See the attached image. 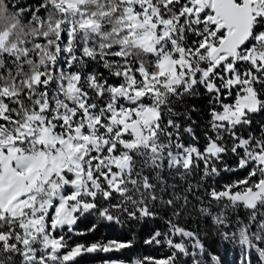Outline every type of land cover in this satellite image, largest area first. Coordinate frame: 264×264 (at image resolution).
<instances>
[{
    "label": "snow or ice",
    "instance_id": "obj_1",
    "mask_svg": "<svg viewBox=\"0 0 264 264\" xmlns=\"http://www.w3.org/2000/svg\"><path fill=\"white\" fill-rule=\"evenodd\" d=\"M202 95L203 147L198 109L179 107ZM240 209L222 236L264 264V0H0V264H80L134 247L73 241L88 215L163 223L143 242L168 255L133 264H221L185 225L194 210L229 228Z\"/></svg>",
    "mask_w": 264,
    "mask_h": 264
},
{
    "label": "trees",
    "instance_id": "obj_2",
    "mask_svg": "<svg viewBox=\"0 0 264 264\" xmlns=\"http://www.w3.org/2000/svg\"><path fill=\"white\" fill-rule=\"evenodd\" d=\"M10 3H14L17 6L33 4L34 0H9ZM104 71V69H99ZM201 92L203 90L201 89ZM193 104L198 109L196 112L191 113L192 120L195 121L192 124L194 131L199 137V145L203 147L205 143L204 133L206 131L205 125L208 121V112L210 104L208 103L205 96H200L196 100H189L184 105H179L181 111H184L186 108H190ZM178 119L183 120V117ZM190 123L189 121H184V126ZM257 125L260 123L258 118L256 121ZM185 144L192 143L191 137L187 134H184L182 137ZM227 163L232 167L236 168L235 159L229 157ZM242 170H237L235 172L222 173V177H215L211 180L201 181L203 187L200 189L203 192L204 187L209 185L220 188L224 183H227L229 180H234L237 177L243 176ZM164 176L168 179L169 184L175 183L179 188L184 186V182L179 180V178L173 177L168 171L164 172ZM199 177H195L192 180V183L195 184V181ZM167 198V194H165ZM192 205L199 207L196 200L191 201ZM204 203L207 204V197L204 198ZM217 211L216 206L213 205V213ZM233 218V223L229 228L218 227L213 224L209 219L203 217L198 218L193 210V215L191 216V222L186 223L185 226L190 227L191 230L198 231L200 234L201 240L205 243V247L209 256L215 255L220 258L221 264H256L260 262L259 253L254 249H247L244 246H241L238 241L225 240L222 236V232L235 230V217L240 216L241 219L244 218V210L240 209L237 212L231 214ZM93 224H96L95 232H88L89 227ZM153 228H163V223H151L145 228L142 224H137L134 221L123 220L120 224H109L102 220H99L95 215H88L83 218L79 224L78 229L81 232L86 233L83 236H73L72 240L82 243H93L96 240H123L128 238H134L135 245L131 249H124L118 252H97L86 254L80 258V264H106V262L112 261H123L124 264H133L136 260L144 259L145 257H154V258H165L168 255V249L165 246L155 247L145 244L143 241L147 238L149 231ZM257 246H264V242L257 241ZM205 260V264H215V261H211L209 258L201 257Z\"/></svg>",
    "mask_w": 264,
    "mask_h": 264
},
{
    "label": "rangeland",
    "instance_id": "obj_3",
    "mask_svg": "<svg viewBox=\"0 0 264 264\" xmlns=\"http://www.w3.org/2000/svg\"><path fill=\"white\" fill-rule=\"evenodd\" d=\"M255 250V249H254ZM258 262H256V264H257Z\"/></svg>",
    "mask_w": 264,
    "mask_h": 264
}]
</instances>
